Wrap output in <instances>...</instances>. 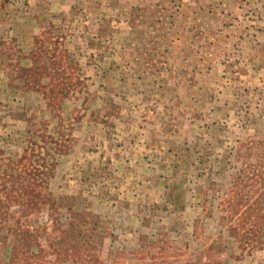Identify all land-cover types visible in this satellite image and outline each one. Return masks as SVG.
Segmentation results:
<instances>
[{"label": "rangeland", "instance_id": "rangeland-1", "mask_svg": "<svg viewBox=\"0 0 264 264\" xmlns=\"http://www.w3.org/2000/svg\"><path fill=\"white\" fill-rule=\"evenodd\" d=\"M0 264H264V0H0Z\"/></svg>", "mask_w": 264, "mask_h": 264}]
</instances>
